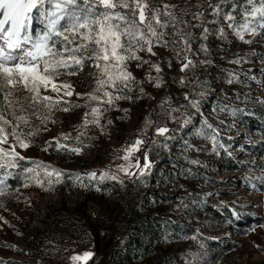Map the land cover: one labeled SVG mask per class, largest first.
<instances>
[{"label": "snow or ice", "instance_id": "6c2138e0", "mask_svg": "<svg viewBox=\"0 0 264 264\" xmlns=\"http://www.w3.org/2000/svg\"><path fill=\"white\" fill-rule=\"evenodd\" d=\"M183 3L186 6H181L179 0L176 3L164 2V0H160L159 3L156 0H0V93L3 95L0 100V145L9 144V137L12 141V146L0 147V198L20 191L19 188L13 189L8 183L10 177L18 179L22 188H28L33 184L44 187L45 179L49 186L47 190L51 189L53 183H61L60 171L54 169L49 171L48 166L42 163H34L33 167H24L20 161L26 157L16 151L17 145L27 149L32 143L31 138L39 132V128H34L31 123L33 117L44 124L55 111L70 110L66 106L68 101L64 100V97L82 95L74 93L70 82H58V77L76 76L84 71L86 63H90L95 88L83 95L87 96L89 101L96 102V106L91 107L90 112L84 113L81 127L87 128L89 124L100 127L104 111L117 107L121 100L131 101L141 98L132 94L137 81L133 72L129 70L131 62H135L137 68L149 64V67L154 68L157 73L162 71L160 65L143 60L138 53L146 51L153 56L157 55L153 51V46L162 44L167 47L169 41L164 39L166 36L172 38V44L181 45L178 49H173L176 59L182 61L179 68L181 73L195 70L198 65L211 63L208 59L193 60L190 55L210 54L209 46L203 42L208 40L211 33L206 24H217L219 20L206 21L205 15L207 10L211 9L215 17H220L222 11L220 3L210 0L204 12L199 11L200 7H204L203 5L193 6L190 0H183ZM245 4L248 7L231 5L233 8L243 9L242 23H235L236 16L231 13H225L223 19L229 21L227 27L233 29L234 36L240 42L252 44L255 41L246 40L245 34L256 38L257 22L259 28L264 29V0H261L258 6L255 0H245ZM193 7L197 10L192 11ZM188 16L191 20L185 19ZM190 29H202V31L196 34ZM217 34L223 37V29H218ZM193 44L197 45L195 50ZM242 59V57L237 58L232 63L240 64ZM261 62L264 63V57L261 58ZM168 66L171 67V62ZM234 78L232 76L228 83L231 84ZM156 81V87L163 83L159 77ZM179 83L186 87L189 81L182 77ZM191 83L200 89L191 92L194 98L190 99V94L185 92L183 100L186 103L173 107L171 101L165 98L158 105L163 109L164 120L176 122L178 129H170L166 123L146 120L143 134L138 135L133 142L121 149L124 156L120 158L126 163L117 165L115 172L101 171L99 176L95 171L87 172V184L79 173L72 174L79 187L87 188L89 184H103L105 181H114L123 187L124 180L120 178V173L133 180L139 176L141 183L147 187L144 178L151 171L153 162L149 158V151L144 149L155 145L156 138L161 137L163 142L158 146L163 150H169L168 141L175 139L172 133L191 123V117L181 109L190 107L201 113L200 102L207 94V81L201 83L197 79ZM18 90L27 93L23 97V102L15 97ZM139 91L143 94L144 89L140 88ZM165 103H167L166 108ZM74 107L79 108L81 105L77 104ZM123 111L127 112L128 109ZM229 114L235 115V110ZM89 116L92 118L89 119ZM108 123L111 124L112 121ZM149 127L154 129L151 145L144 138ZM25 129L29 130L25 131ZM192 136L210 142L213 152L217 147L225 148V145L219 141L218 130L207 118L202 117L201 126L194 129ZM56 147L66 148L75 154L81 151L80 147H69L58 140ZM44 150L47 151V148ZM192 150L204 151L203 148L185 140L186 162L199 165L201 163L199 159H187V154ZM16 169H20V172H15ZM260 171L261 176L258 179L261 185H264V165L261 166ZM41 172L44 173L43 177ZM53 175L56 177L55 181L51 179ZM252 187L255 189L256 185ZM96 190L101 191L99 187ZM214 206L227 207L228 202L220 200ZM2 207L4 205L0 202V208ZM238 214L233 212V215ZM0 221L7 223L2 216ZM260 227L264 228V224ZM191 238L196 239V236ZM11 247L15 248V245ZM200 247L203 248L204 245L201 244ZM92 255L93 253L86 251L82 256L73 255L71 259L79 261L88 259Z\"/></svg>", "mask_w": 264, "mask_h": 264}, {"label": "rangeland", "instance_id": "374dc122", "mask_svg": "<svg viewBox=\"0 0 264 264\" xmlns=\"http://www.w3.org/2000/svg\"><path fill=\"white\" fill-rule=\"evenodd\" d=\"M217 1L215 0V2ZM156 2L159 3L160 0H156ZM164 2L176 3L177 0H164ZM179 2L181 6H186L183 0H179ZM209 2L210 0H190L193 6H204L199 8L200 12L205 11V7ZM255 2L258 5L260 3L258 0H255ZM191 10L196 11L197 9L193 7ZM224 14L221 11L220 17H215L211 9L207 10L206 21L219 20L217 24H206L211 33L208 40L203 42L209 46L210 54L207 56L204 54L190 55L193 60H210L211 63L208 65H198L195 70L181 73L179 68L182 61H178L173 52L174 48L178 49L181 45L172 44L170 36L164 38L169 41L167 47L162 44L153 46V51L157 55L153 56L146 51L139 52L138 55L143 60L160 65L162 71L157 73L154 68L149 67V64H143L142 67L137 68L135 62H131L129 70L133 72L137 81L132 94L133 96H141V98L131 101L121 100L118 102L117 107L104 111L100 120V127L92 124H89L87 128L81 127L84 113L86 111L90 112L91 107L96 106V102L89 101L87 96L83 95L95 88L90 63H86L84 71L76 76L58 77V82H70L73 85L74 93L82 95L77 96L74 94L71 97H64V100L68 101L66 106L70 110L68 112L55 111L44 124H41L34 117L32 118L33 127L39 128L36 136L40 139L37 143L43 152H40V150L35 153L31 151L30 146L27 149L21 148L20 150L25 156L34 155L41 160H47L56 165L63 164L67 167H73L67 163L71 162L74 163L75 167H78L82 165V162L91 163L92 165L85 164L86 166L79 168L81 179L83 177L87 178L86 173L89 171H95L97 176L101 171L115 172L117 165L126 163L120 158L124 156L121 149L133 142L138 135L143 134L142 130L146 120L166 123L170 129H178L176 122L164 120L163 109L158 107L161 101L167 98L171 101L173 107L186 103L183 100L185 92H188L190 94L189 98L192 99L194 97L191 96V92L200 90L191 81L197 79L201 83L207 81V93L211 92L212 97H225L228 101L227 110L224 109L216 113L209 108L210 101L206 104L205 96L200 102L202 115L190 107L181 109V111L191 117V122L197 116L201 123L202 117L207 118L222 133L219 141L225 145L223 149L217 147L216 151L213 152L211 143L205 142L201 138H197L195 145L204 149L201 154L209 163V171H213L212 174L215 177L213 184H208L206 186L208 189L202 190V193L213 204L212 206L220 200L228 202L227 207H216L228 220L224 219L223 224L220 226V223L217 222L212 224L214 222L205 213L202 206L196 208V220H193L192 223L195 227H201V231L202 227H206L204 228L206 230L202 231L205 239L201 240L195 235L196 239L188 237L187 239L168 243L172 246V252L178 251L180 254L177 264H264V228L260 227L264 224V190H262L264 185H261L258 179L261 176L260 169L264 165V161L257 154L260 149L256 148V146L260 147L262 141H264L262 134L264 130L261 129L264 126V63L261 62V58L264 57V34H262L264 29L259 28V22H257L258 36L253 38L249 34H245L246 40H254L255 42L244 44L234 36L233 29L227 27L229 21L223 19ZM185 19L191 20V17L188 16ZM192 22L197 23V21ZM242 22L235 21L237 24ZM218 29H223V37L217 34ZM190 30L196 34L202 31V29ZM196 47L197 45L193 44V50ZM240 57L243 58L240 64L232 63ZM169 62H171V67L168 66ZM230 74L235 77L231 84L228 83V80L232 78ZM149 77L152 79H149ZM157 77L163 80L159 87H156ZM182 77L189 81L186 87L181 86L179 83ZM140 88L144 89L143 94L140 93ZM0 95L2 100V93ZM25 95L27 93L19 90L15 93V97L21 102H23ZM52 95L56 96L55 93H52ZM77 104L81 107H74ZM85 104L88 106L84 107ZM234 106H238L240 109L238 110ZM164 107H167V103L164 104ZM123 109H128V111L125 112ZM258 109L263 113L261 127H251L248 121L259 117V114L256 113ZM101 110L103 111V108ZM234 110L235 115H230L229 113ZM215 115L219 116L220 121L215 120ZM88 118L91 119L92 117L89 116ZM108 121H112V123L109 124ZM197 121L192 123V132L195 128L201 126V123L196 124ZM86 133H94L97 143L86 142V140L84 143ZM73 134H75L74 137ZM177 134H179L178 130L172 133L173 136ZM153 135L154 129L149 127L147 136L144 138L149 141L150 145ZM65 136H67V139H65ZM184 136L187 137V135ZM53 140H55L54 143ZM57 140L69 147H80V153H72L66 148L58 149L56 147ZM156 140L155 145H151L144 150L151 153L152 149L159 148L158 145L163 142V138L157 137ZM49 144L55 149V154H52V156H48L44 152L45 148L50 147ZM0 147L8 148L10 146L6 144L0 145ZM18 147L17 145L16 149L20 148ZM136 155H141V153H136ZM149 158L152 161L151 156ZM141 163H143L142 159ZM49 171H52V169H49ZM43 175L44 173L41 172L42 177ZM119 175L124 183L131 180L124 177L123 173ZM51 179L55 181L56 177L53 175ZM45 182H47V179H45ZM202 185L203 182L197 183V189H202ZM252 185H256V188L254 189ZM97 187L99 185L95 184L94 189L99 192L96 190ZM40 189L45 192H41ZM47 189L45 183L44 187L33 184L28 188L21 189L19 193L14 192L0 199V202L4 205L0 208V216L7 221V223L0 221V259H11L18 262V264H34L31 240L35 235V230L44 227L45 218L54 208L61 206L63 203L75 206L85 199L84 190L79 187V184H74L69 189L62 184H58L53 192H47ZM54 195H62L61 200L54 203L45 201V212L40 219V225H37L33 232L28 235L38 208L40 209L43 204L41 202ZM122 198L123 195L114 190L107 201L110 200V202L116 203L121 201ZM233 212L239 214L233 215ZM89 213L94 216V213L90 211ZM17 233H20V235H17ZM201 244L204 245L203 248L200 247ZM12 245H15V248L11 247ZM48 255L52 257V252ZM76 255L82 256L83 253ZM105 257L107 256L104 255ZM85 260L81 259L79 261L83 262ZM73 262L77 263L78 261Z\"/></svg>", "mask_w": 264, "mask_h": 264}, {"label": "trees", "instance_id": "16d2710c", "mask_svg": "<svg viewBox=\"0 0 264 264\" xmlns=\"http://www.w3.org/2000/svg\"><path fill=\"white\" fill-rule=\"evenodd\" d=\"M217 3H220L224 13L235 15L238 22L243 21L241 16L243 9L233 8L231 5L248 7L245 0H223V2L218 0ZM205 100L206 104L210 101L208 106L216 113L221 109L227 110L228 101L225 97H212L211 92H208ZM234 107L240 109L238 106ZM256 113L259 114V117L249 120L248 124L251 127L260 128L263 113L259 109ZM215 120L220 121L219 116L215 115ZM195 121H197L196 124L201 123L198 116L193 119V122ZM193 122L185 128L179 129V134L174 136L175 139L168 141L169 150H163L160 147L152 149L150 156L153 166L148 176L144 178L147 187L141 183L139 176L135 180L126 181L123 187L114 181H105L103 184H98L101 189L99 192L95 191V183H93L89 184L87 188H82L85 193L82 203L75 206L63 203L54 208L45 218L44 227L36 229L31 240L33 263L177 264L180 254L178 251L172 252V246L168 243L195 235L201 240L205 239L202 231L206 230L204 229L206 227H202L201 231V227H195L192 223L193 220H196V208L202 206L205 213L214 222L212 224L217 222L220 223V226L224 219L228 220L216 207L212 206L213 204L202 193V190H207L206 186L213 184L215 180L213 171H209L210 165L204 155L201 154V151L192 150L187 154V159H199L201 163L193 165L186 162L184 141L187 140L195 145L197 140L192 136ZM215 128L217 129V127ZM261 129L264 130V126ZM28 130L25 129V131ZM221 134L219 132V139L222 137ZM262 134L264 136V131ZM72 136L74 137L75 134ZM84 136V143L85 140L97 143L94 133H86ZM31 139V151L38 153L41 150L37 143L40 137L35 135ZM52 142L54 143L55 140ZM11 144V137H9L7 146H11ZM256 148L260 149L257 154L264 161V141L260 147L256 146ZM20 150L21 148L16 149L23 155ZM44 152L48 156H52L55 154V149L51 145ZM92 155L94 156V153ZM25 157L26 159L20 161L24 167H33L34 163H42L48 166V170L60 171L62 176L59 184L67 189L74 184L78 185L72 174H80L79 168L86 166L85 164L92 165L82 162L81 166L75 167L74 163L67 162L73 166L67 167V165H56L50 161L41 160L34 155ZM15 172L19 173L20 169H16ZM82 180L84 183H88L87 178L83 177ZM200 182H203L202 189H197V183ZM8 183L12 185L13 189H23L16 178L10 177ZM45 184L49 188L47 182ZM57 185L53 183L47 192H53ZM114 190L123 195L122 200L116 203L107 201ZM40 191L45 192L41 189ZM89 211L94 213V216ZM86 251L93 255L83 262L74 263L72 261L73 255ZM51 252L52 257L48 255ZM104 255L107 257L104 258ZM0 264H18V262L11 259H0Z\"/></svg>", "mask_w": 264, "mask_h": 264}, {"label": "bare ground", "instance_id": "6f19581e", "mask_svg": "<svg viewBox=\"0 0 264 264\" xmlns=\"http://www.w3.org/2000/svg\"><path fill=\"white\" fill-rule=\"evenodd\" d=\"M61 197H62V195H54V196H51V197L44 199V201L41 202L43 204L40 206L41 207L40 209L38 208V212L32 221L33 223H32V226L30 227V230L28 231V235H30L33 232V229L35 227H37V225L38 226L40 225V219L42 218V216L45 212V209H44L45 201H48L50 203H54L57 201L59 202L61 200Z\"/></svg>", "mask_w": 264, "mask_h": 264}]
</instances>
